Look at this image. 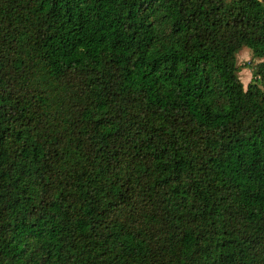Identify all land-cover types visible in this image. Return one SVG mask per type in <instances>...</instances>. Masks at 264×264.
<instances>
[{
    "label": "trees",
    "instance_id": "trees-1",
    "mask_svg": "<svg viewBox=\"0 0 264 264\" xmlns=\"http://www.w3.org/2000/svg\"><path fill=\"white\" fill-rule=\"evenodd\" d=\"M0 264H264V0H0Z\"/></svg>",
    "mask_w": 264,
    "mask_h": 264
},
{
    "label": "rangeland",
    "instance_id": "rangeland-1",
    "mask_svg": "<svg viewBox=\"0 0 264 264\" xmlns=\"http://www.w3.org/2000/svg\"><path fill=\"white\" fill-rule=\"evenodd\" d=\"M253 54L249 50H243L238 55V64L240 67H242V71L240 73L241 80L247 87L252 79V71L247 68L246 65H249V63L253 62V65L258 64L259 61H253L252 59Z\"/></svg>",
    "mask_w": 264,
    "mask_h": 264
}]
</instances>
